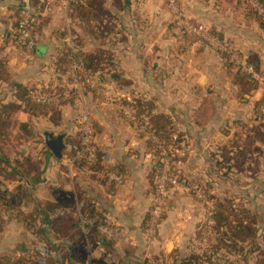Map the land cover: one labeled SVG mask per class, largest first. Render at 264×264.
Here are the masks:
<instances>
[{
  "label": "crops",
  "instance_id": "1",
  "mask_svg": "<svg viewBox=\"0 0 264 264\" xmlns=\"http://www.w3.org/2000/svg\"><path fill=\"white\" fill-rule=\"evenodd\" d=\"M99 1L103 12L108 14L109 28L100 34L96 32L97 28L87 29L76 24L70 6L74 1L66 5L61 0H41L38 5H34L33 0H29L30 8L38 12V25L33 29L36 47L31 52H25L15 43L19 13L15 0H0V73H3L0 76V106L13 100L16 84L38 88L62 87L65 90L71 87L67 65L60 67L58 64L63 52L68 49V34L76 36L77 44L83 52L110 50L114 57L113 66L104 75H95L94 78L100 82L94 83V93L83 90L82 100L73 96L70 99H74V103H64L59 125H53L46 118L50 121L47 125L45 120L43 139L45 131L65 134L63 158L57 159L50 155L46 151L48 148H45V142L44 150L31 156L39 162L43 159L45 165L42 171L53 177L49 185H54V191L48 195L46 189L43 195L51 197L53 194L55 200L59 199L67 206L70 204L64 200L67 193L73 196L76 193L75 187L82 189L84 193H81L91 203L95 213L100 214L110 225L122 229L121 239L112 247L118 256V264H137L139 259L146 257L157 263L168 264L167 260L174 251L185 253L198 246L200 234L196 227L205 215L201 209L200 215H195L194 210L198 211V208L185 193L182 201L187 205L190 203L191 208L187 206V209L195 213L190 218L193 221L188 220L183 231H178L174 225L176 215L168 214L154 237L150 239L148 233H145L158 160L148 142L150 138L140 135L138 128L122 111L125 106L123 101L131 95L148 97L153 100L155 111L171 117L175 134H182L181 144L172 147L174 157L181 158L174 163L173 168L182 174H189L191 168L200 171L207 166L212 150L209 144H219L230 138L231 135L222 133L223 127L239 116L244 105L230 94L233 77L226 71L221 54L209 46L206 40L185 33L186 29L178 21L177 13L168 8L166 0ZM179 4L178 11L187 14L195 23L198 21L206 24L203 27L215 32L218 39L246 48L250 59L255 60L264 70V32L259 26H250V17H242L240 10L236 9L237 5H229L234 14L231 11L222 14L220 8L226 3L221 4L218 0H179ZM263 95L262 87H256L250 94V135L253 139L250 160H260L262 164L250 163V174L255 175L250 180V196L254 199L258 194L264 201V118L253 119ZM107 96L114 101H105ZM206 96L214 101L213 116L222 112L227 118L212 116L206 125L199 124L195 116L196 109ZM220 97H226V100L221 101ZM225 102L227 104L224 107ZM83 112L91 116L93 144L108 158V167H117L121 175L126 176L122 185L111 180L103 181L102 174L82 171L74 164L72 143L79 132L76 118ZM13 118L21 122L29 119L26 111L21 108L14 111ZM62 124L65 129L60 127ZM20 151L28 154L25 150ZM35 178V184L26 180V187L42 186L45 178L40 173ZM19 180L21 178L14 179L10 182L13 186L7 184V189L4 188L10 191L8 196L22 191ZM68 182L70 187L65 185ZM12 189H15L14 193ZM182 196L172 193L171 204L173 202V206H176ZM47 200L53 201L45 196L43 201ZM29 204L30 201L26 203ZM13 208L16 209L8 207L12 209L8 211L11 214L0 220V258L10 259L14 263H61L57 245L64 242L63 236L61 238L48 229L46 219H39L34 212L37 208L27 212L30 217L33 215L28 220L15 215ZM260 209L264 214V205ZM31 223H42V226L38 230ZM47 242L53 247L50 253L43 246ZM74 245L66 247L70 263L76 262Z\"/></svg>",
  "mask_w": 264,
  "mask_h": 264
},
{
  "label": "trees",
  "instance_id": "2",
  "mask_svg": "<svg viewBox=\"0 0 264 264\" xmlns=\"http://www.w3.org/2000/svg\"><path fill=\"white\" fill-rule=\"evenodd\" d=\"M260 1L264 3V0ZM40 2L41 0H33L34 5H38V3ZM177 2L179 6V0H177ZM15 6L18 11H21L24 8L23 0H15ZM70 6H72L73 8V15L76 18V24L81 25L83 26V28L85 27L87 29L97 28L96 32H98L99 34L104 33V31L108 28V18L106 17L108 16V14L104 13L101 9L99 0H74V3L70 4ZM173 11L177 14L179 12L178 10ZM258 20L264 30V19L259 15ZM184 32L188 33L186 30ZM211 34L216 33L212 32ZM190 35L194 37V35ZM221 56L225 57L226 60L223 61L225 68L229 71V73L232 74L233 77L232 84L236 87V93L234 97L239 101L240 104H248L250 102L248 97H250L249 95L251 94V91L258 86L255 85L254 81L246 71L242 70V68H240L239 66H236L230 60L227 52L221 54ZM79 57L83 61L87 72V77H85L83 81V90L84 92L94 93V83L97 84L100 82L98 78L94 77L98 73L104 75L108 71V69H111L114 59L113 53L108 49L100 50L97 53H88L81 51L79 53ZM69 60L70 52L67 49L63 52L61 60L58 64H60V67L61 65H67ZM250 63L253 64L256 69L264 72V70L259 67L258 63L255 60L250 59ZM1 75H3L2 72L0 73V76ZM38 89L39 88L35 86L16 84L14 86L13 100L1 104L0 106V204L4 205L5 207H14L15 204L13 203L14 200L8 196L6 190L2 189V178H23V171L30 173L32 168L38 166L36 159L30 156V154H23L20 150L17 151V153H19L18 156H20L21 158H15V160L12 161V159L10 158L12 154V150L10 148V142L12 141V138L16 137L17 139H22L24 142L33 141L37 136H39L38 134L40 133L39 119L47 118L53 125H59L62 105L67 101H71V103L75 102L74 99H69L60 104L35 103L31 100L30 94ZM41 89L47 92L58 93H62L65 91V89L62 87H46ZM123 102L125 105L134 110L136 116L141 122L147 124L148 131L151 130L155 132V134L163 143L164 149L169 152L168 156L171 159L172 156H174L171 148L178 147L182 142V134H175V127L173 126L171 117L155 111L156 106L151 99L134 96L132 100L128 99L124 100ZM18 108L26 111L29 117L28 121L21 122L18 119L13 118L14 111H16V109ZM213 113L214 101L211 100L208 96L203 97L200 106L196 109L195 114L199 121V124L206 125L207 120H210L212 118ZM80 118L81 115L76 118L77 123H79V132L76 140H74V143H72L74 147V151L72 153L73 157L75 156V152L83 146L81 129L82 123ZM254 118L260 120L264 118V95L256 106V113L253 119ZM222 133L231 136L224 142H221L219 144L217 143L215 149L213 148L212 150H210L212 151L210 152V155H212V157H210L209 160L218 163L219 166H223L227 170H232L235 164L239 166L243 164V158L249 154V150L250 153L252 152L253 139L250 135V118L248 117V119L246 121L243 120V122L236 118L232 123H227L225 127H223ZM148 142L157 158H160L161 160V151L159 150V148H157L154 141L148 139ZM45 148L47 149L46 146ZM46 151L50 155H53L51 152H49L48 149ZM160 160L158 161L156 172L154 173V194L157 193L155 180L157 178V171ZM74 162V164L82 171H91L102 174L104 178L103 181L111 180L107 175L108 172L113 171L118 174H122V172L117 167H108L107 163L104 161V153L98 148L96 149L95 158L93 160L88 159L87 154H84L81 157L75 158ZM172 172L174 174L177 173V175H179V179L185 180L184 175L178 170L174 169L173 166ZM220 172L221 171H219V173ZM28 178L29 177H27L26 180L30 182V184H35V182L37 181V178H35L34 176L30 177V180ZM22 187L23 186H21V190H23ZM209 190L210 186L204 188L203 191L205 192ZM82 193L84 192L82 191ZM82 193L80 194L81 196H83ZM20 194L21 191L18 196ZM212 198H214V200L216 201L218 199L217 196H212ZM230 201L231 200H229V202ZM43 203L45 207L44 210L46 209V212L42 210L41 216L46 219L48 226H50L54 233L61 236L62 238L63 231L59 230V226L66 224L65 222H68L71 219L72 220L70 221L68 226L70 225L71 229L73 230L78 229L77 220L75 218H67L65 217V215H63L64 210L62 209L67 208L69 205L71 206L73 204L72 200L69 201L70 204H68L67 206L64 205L59 199H56L55 201L47 200L43 201ZM90 204L88 209L90 212L89 214L92 218L95 219L93 221V225L91 226V231H93V241L102 245L105 250H111L115 241L111 240L109 237L103 234L99 229L100 225L110 224L107 223V221H105V219L100 214L95 213ZM227 209L228 205L220 201L217 203L216 210L213 212L212 218L214 225H212V230L217 242L213 244L209 249H206L203 252L199 253H197V251L195 250L185 253H181L176 250L174 251V253H172V257H174L175 259L173 264H225L229 262L228 259H230V255L235 256L237 254H240L245 258L247 256V254L243 252V247L245 246L250 247V254H252L251 252L258 250L260 256H258L259 258L256 259V264H264V223L260 225L258 222V218L263 219L264 221V214L261 212V209L255 208L254 210H252L250 208V217H248L250 219L248 220H245L244 218L239 216L230 217ZM246 211L248 210L246 209ZM52 212H56V218L53 217V220H49V216L51 215L52 217L53 215ZM150 218L151 214L149 213L147 215L145 227L149 225L148 223ZM202 228H204V226L202 227L201 225L198 230L200 239L202 238ZM72 235L73 236L70 235V238L75 239V241L79 236H83V234H78L77 236H74V234ZM70 244L74 245L72 242ZM112 251L114 250L112 249ZM218 252L223 253L222 256H225L226 258L217 254ZM214 254L218 259H220L221 256L223 258V262H214L212 257ZM75 258L77 259L76 255ZM76 259L75 261H77ZM96 262L98 264H109L108 260H105L104 258L98 259L96 260ZM140 262L141 264H161L155 261H151L148 258L139 259L137 261V264ZM0 264H28V262L24 263L23 261H18L14 263L10 259L4 260L0 258ZM250 264L254 263L250 262Z\"/></svg>",
  "mask_w": 264,
  "mask_h": 264
},
{
  "label": "rangeland",
  "instance_id": "3",
  "mask_svg": "<svg viewBox=\"0 0 264 264\" xmlns=\"http://www.w3.org/2000/svg\"><path fill=\"white\" fill-rule=\"evenodd\" d=\"M169 1V0H168ZM221 4L223 2L226 3V5L222 6L220 9L222 14H225L227 11L230 12L232 14H234V12L231 10V8L229 7V5H237L238 7L236 9H239L242 17H250V26H259L260 29H262V31L264 32L263 28L261 27V23L258 20L259 15L262 16V18L264 19V3L261 2L260 0H218ZM168 8H170L172 11L174 10L173 6L171 4H168V2L166 1ZM229 3V4H227ZM259 6H261V8H259ZM214 8V7H213ZM225 9V10H224ZM173 13H175L173 11ZM179 22L182 24V20L179 17L178 14H176ZM184 17L185 19H189L192 22H195L192 18L188 17L187 14L184 13ZM18 18V16H17ZM18 21V20H17ZM198 24L205 26L202 23H199L197 21ZM38 25V20L36 22V24L34 26ZM181 26H184L183 24ZM207 26V25H206ZM36 29V27L34 28ZM206 29V28H205ZM207 32L209 33L208 35H211L213 37H215V39L213 37H210V40H208V42H210L209 46H211L215 51H217L218 53L224 54L227 51L225 50H229L230 52L232 51L234 53V55H236L238 58L235 59L233 57L232 62L236 65L239 66L240 68H242L243 65H250V55L248 54V51L246 50V48H241L240 46L234 45L226 40H220L221 43L225 46V48H223L221 46V44H217L218 41L216 40V34H211V32L206 29ZM35 31V30H34ZM35 33V32H34ZM215 35V36H214ZM209 38V36H208ZM66 39H68V36L66 37ZM207 40V39H206ZM222 60L225 61V57L221 56ZM253 60V59H252ZM225 67V65H224ZM226 69V68H225ZM236 69V68H235ZM228 71V70H226ZM263 72V71H261ZM264 73V72H263ZM226 89L229 88L225 87ZM230 91H231V95H233V97L235 96L236 93V87L231 86L230 85ZM115 95V94H114ZM116 96V95H115ZM132 97H129L127 99L132 100V98H134L133 96H137V97H143V96H139V95H131ZM250 96V95H249ZM105 101L107 102H112L114 100H111V98L109 96L105 97ZM143 98H147L148 97H143ZM221 98V97H220ZM224 98V99H223ZM249 101H250V97ZM221 101L226 100V97H222L220 99ZM122 101V99H121ZM120 101V102H121ZM120 102L118 104H120ZM226 102L223 104V106H226ZM61 107V106H59ZM244 110L240 111L241 113L239 114L238 118L239 120H241L243 122V120H247L248 117L250 118V102L248 104H245L244 107H242ZM124 112V110H122ZM225 112V111H223ZM222 112H217L215 117H222V118H227L226 116H223ZM125 114V113H124ZM127 118L131 121V123L134 125V127L137 126L135 124V121L133 119V117L131 115H129V113L126 114ZM228 115V114H227ZM233 115V114H231ZM213 116V118H215ZM41 123L39 124V130L40 133L38 134L39 136H37L33 141L31 142H24L22 139H17L16 137L12 138V141L10 142V148L12 150V154H11V159L12 161L16 159H20L21 157L18 156L19 153H17V151L19 150H25L26 152H28V154H37L38 152H42L44 150V139H43V134H42V129L43 126L47 125L48 120L46 118H41ZM46 120V122H45ZM225 120V119H223ZM60 121L61 118H60ZM62 128L65 129L64 124H62V126H60ZM137 132L140 135L143 136H148L150 139V135L147 134V132H143L141 130H137ZM93 141V140H92ZM217 142H212L211 144H209V148H214L216 147ZM208 148V150H210ZM172 153L174 154V149H172ZM160 151H163V149H161ZM212 152V151H210ZM168 151L166 150V153L163 152V154H165V160L169 161L170 164L172 166H174V162L177 163L180 161L181 158H177L172 156V158L170 159V157L168 156ZM35 157V156H34ZM157 157V156H156ZM210 157H212V155H210ZM106 155L104 156V161L108 162V158L106 159ZM161 158H162V153H161ZM35 159L37 160V164L38 166L35 168H32L30 173H32L33 175H28L27 172L23 171V179L21 177V180H19L18 182L21 184L20 186H28V182H26L27 177H37L38 174L40 173L42 175L43 178H45L43 180V184L42 186H36L34 188H24L21 191V194L18 196L17 195H11V198L14 200L15 202V208H13V213L15 215H18L19 217H24L26 218V220L31 219V217L33 218V215L30 217L27 212L30 209H34L37 208L34 212L36 213L37 217L39 219H42L43 216H41L42 214V210L44 212H46V209L44 210V203L43 200L46 198L51 199L53 201H55V197L53 196V194L50 196H47L46 194L43 195L42 192H44L46 189V193L49 195L51 194V191H54V185H49L50 183V179L51 181H53V177H51L49 174H45L44 171H42V166H44V160L41 159L40 162L38 161V159L35 157ZM157 160L159 161L160 158ZM161 161V160H160ZM174 161V162H173ZM208 161V164L206 167H204L203 169H201L200 171H198L199 169H195V168H191L190 169V173L189 174H183L184 178L187 180V182L189 183V185H191L192 188L188 187V188H182L180 186L179 183L173 181L172 183H170L171 185H169L164 191L163 194H161V192H158V190L156 189V194L153 193L152 196V201L150 203V208H149V212L151 214V218L152 216H154V213L159 212V216L158 219H156L155 221H153V226H151L152 228V232L150 231V225H151V221L152 219L150 218L149 220V225L147 227H145V233L147 232L150 239L152 237H154L155 234H157V232L159 231L160 227L162 226L165 216H167L168 214H174L177 217V220L174 221V225L176 226V230L181 231L183 228H185V224L188 220H191L190 218H193V216L199 214L200 215V209L202 210V214L204 213V217L202 219V221H200V223L197 225L196 229L199 227L204 226V228H202V238L199 240L198 246L196 248H191L190 251H197V253L199 252H203L206 249H209L213 244H215L217 241L215 239V235L214 232L212 230V225H214L213 222V212L216 210V205L218 202L222 201L224 202L226 205H228V209L227 211L230 214V217H242L245 220H248L250 218V208L252 210H254L255 208L259 209L261 207H263L264 205V201L262 199L259 198L258 194L255 195L254 199L251 198L250 196V180L255 177V175L250 174V163H256L259 165L261 164L260 160H254V162H252L253 160H250V150H249V154L246 155L243 158V164L242 165H237L235 164L234 167L232 168V170H227L225 169L223 166H219L218 163L214 162V161ZM39 162V163H38ZM213 163V164H212ZM264 165V163H263ZM15 166V164H14ZM258 167V166H257ZM22 170V169H19ZM219 171H221L219 173ZM12 172V170H11ZM29 173V172H28ZM177 175V173H176ZM124 176V175H123ZM179 177V175H177ZM68 177L70 178V174L68 172ZM14 179H19L18 177H15L13 179H3L2 178V189H7V184L10 186H13L12 183H10L11 181H13ZM126 179V176L123 177V181ZM4 182V183H3ZM155 182L157 183V178L155 180ZM18 183V184H19ZM66 186L70 187V183L68 182L67 184H65ZM122 185V184H121ZM208 186H210V190L209 191H203L204 188H207ZM157 187V186H156ZM12 188V187H11ZM4 189V190H5ZM75 195H70V193H67V195L64 197V200L67 201H73V204L70 206H68L63 211V215H65V217L67 218H75L77 220V230L76 229H71L70 225L68 226V224L70 223L69 220L68 222H65L66 224L64 225H60L59 226V230H62V236L64 237L61 244H58V253H60V261L61 263L58 264H98L96 262V260L98 259H105L108 260L109 264H118L119 259L117 254H115V252H113L112 250H105V248L98 244L97 242L93 241V231H91V226L93 225V221L95 220L94 218H92L90 216V212H89V204L90 202L86 200V198H84L83 196H81V192L83 191L82 189L76 188L75 187ZM173 192H172V191ZM7 193H9L10 191H7ZM11 192H15V189H12ZM84 192V191H83ZM176 195H183L180 199H178V204L176 206H173V202L171 204L170 201V195L172 193H174ZM10 193V194H13ZM188 194L189 198L192 199V203L196 204L195 206L198 208V211L195 209L194 211L196 212L193 213L192 210H188L187 206L190 207V203L188 202V205L185 204L184 201H182L186 196L185 195ZM42 194V195H40ZM84 195V194H82ZM212 196H217L218 199L217 201L214 200V198H212ZM10 197V195H9ZM252 199V200H251ZM40 200L42 202H40ZM229 200H231L229 202ZM30 201L29 205H26V203ZM195 201V202H194ZM184 204V206H182ZM27 206H29L28 208H26ZM91 206V204H90ZM1 209V213H0V220L2 219V217L11 214L10 212H8L9 210L11 211L12 209H7L4 205L0 204ZM176 207V208H175ZM204 207V208H203ZM26 208V209H25ZM23 209L26 210L25 213L23 212ZM187 209V210H186ZM246 209L248 211H246ZM31 210V211H32ZM56 212H52V217L51 215L49 216L50 219L49 220H53V217L56 218ZM61 214V213H59ZM195 214V215H194ZM236 214V215H235ZM192 216V217H191ZM193 221V220H191ZM190 221V222H191ZM93 222V223H92ZM258 222L259 224H263L264 221L263 219L258 218ZM47 224V222H46ZM31 225L33 227H35L36 229L39 230V227L42 226V223H40V225H37L36 223L33 224L31 223ZM189 225H191L189 223ZM107 227H112V228H117L120 232H122V229L112 226V225H105ZM48 229H50L51 231H53L50 226H48ZM61 228V229H60ZM100 229V228H99ZM101 230V229H100ZM197 230V233H198ZM183 231V230H182ZM102 232V231H101ZM76 233V234H75ZM72 234H74V236H77L78 234L81 235L83 234V236H79L76 241L73 238H70V235L73 236ZM113 236H107L109 237L111 240L117 242L118 240L121 239L122 234L119 236L116 235L115 232H112ZM55 242V240H52ZM73 243L76 245V256H77V261L70 263V261H68V257H67V251H66V247L67 245H69L70 243ZM264 242V241H263ZM261 243V242H260ZM264 244V243H263ZM45 250L48 251V253L51 252V250H53L52 245L47 242L46 244H43ZM243 252H245L247 254V256L244 258L242 255L237 254L235 256L230 255L228 259L229 262L225 263V264H250L254 263L256 264L257 261L256 259L259 258V252L258 250L251 252L252 254H250V247L249 246H245L243 247ZM106 252V253H105ZM217 254L221 255L223 253L218 252ZM220 256V259L216 258V255L214 254L213 257V261L214 262H223V258L225 256ZM147 258V257H146ZM226 258V257H225ZM151 260H153L152 258H150ZM174 258L170 257L167 262L168 264H173L174 263ZM69 262V263H67ZM138 264H141L138 263ZM163 264V263H162ZM224 264V263H221Z\"/></svg>",
  "mask_w": 264,
  "mask_h": 264
},
{
  "label": "built area",
  "instance_id": "4",
  "mask_svg": "<svg viewBox=\"0 0 264 264\" xmlns=\"http://www.w3.org/2000/svg\"><path fill=\"white\" fill-rule=\"evenodd\" d=\"M74 0H61L64 4H68ZM168 4H171L174 8V10H178V2L177 0H166ZM250 1V0H249ZM261 8V6H259ZM179 17L182 20V24L184 25L186 31L195 37L199 39L206 40L209 44L208 40H210V37H213L211 35H208L209 33L207 30L200 24L192 22L189 19H185L184 13L179 11L178 12ZM18 26L15 31V43L16 45L23 49L25 52H31L36 47V40L33 35V29L34 25L36 24L38 20V12L32 8L26 9L23 8L18 13L17 18ZM209 36V38H208ZM215 39V37H213ZM69 43L68 45V51L70 52V60L67 64L68 74L71 81V87L68 90H65L62 93L58 92H47L43 91L41 88L38 90L32 92L30 94V98L35 103H51V104H60L67 100H69L71 97H77V99L83 98V81L84 78L87 77L86 68L84 66L83 61L79 57V53L81 52V48L77 44L76 36L73 34H68V39H66ZM216 40L218 41L217 44H221L223 48L225 46L221 43L220 39L216 37ZM210 45V44H209ZM227 51V54L229 55L230 60H233V57L237 59L238 57L234 55V53L229 50ZM231 60V61H232ZM242 70L246 71L252 80L254 81L255 85L258 87H262L264 89V73L261 72L259 69H256V67L250 63V65H243ZM104 94V93H103ZM124 113L131 115L135 121V124L137 128L141 131L147 132L151 139L156 144L157 148L159 150L163 149L161 151L162 153V159L160 161V164L158 166L157 171V183H156V189L158 192H161L163 194L165 189L171 185L173 181L180 184V186L183 188H192L191 185L187 182V180L179 179L176 174L172 172V165L169 161L165 160V154L166 150L163 147V143L161 142L160 138L155 134L154 131L149 130L146 123H143L139 120V118L136 116L134 110L130 108L129 106H124ZM81 129H82V143L83 146L76 151L75 158L81 157L84 154H87L88 159L93 160L95 158V152H96V146L93 144V127H92V119L88 112H83L81 114ZM74 158V159H75ZM74 161V160H73ZM109 179L112 181L122 184L123 176L121 174H118L116 172H108L107 173ZM1 207H0V213H1ZM160 212V211H159ZM159 212H155L154 216H152V221L150 227V231L152 232L151 226H153V221L158 219ZM93 223V222H92ZM103 234L107 236H113L112 232H115L116 235H120L121 232L117 228L107 227L105 225H100L99 227Z\"/></svg>",
  "mask_w": 264,
  "mask_h": 264
},
{
  "label": "water",
  "instance_id": "5",
  "mask_svg": "<svg viewBox=\"0 0 264 264\" xmlns=\"http://www.w3.org/2000/svg\"><path fill=\"white\" fill-rule=\"evenodd\" d=\"M23 7L26 9L30 8L29 0H23ZM44 142L47 148L57 158L61 159L64 156L66 149L65 134H55L51 131L44 132Z\"/></svg>",
  "mask_w": 264,
  "mask_h": 264
}]
</instances>
